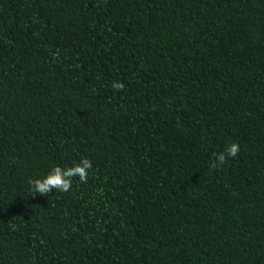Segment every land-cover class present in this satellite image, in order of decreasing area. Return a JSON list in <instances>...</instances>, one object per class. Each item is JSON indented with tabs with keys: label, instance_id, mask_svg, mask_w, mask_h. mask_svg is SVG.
<instances>
[{
	"label": "trees",
	"instance_id": "1",
	"mask_svg": "<svg viewBox=\"0 0 264 264\" xmlns=\"http://www.w3.org/2000/svg\"><path fill=\"white\" fill-rule=\"evenodd\" d=\"M0 264H264V0H0Z\"/></svg>",
	"mask_w": 264,
	"mask_h": 264
},
{
	"label": "clouds",
	"instance_id": "2",
	"mask_svg": "<svg viewBox=\"0 0 264 264\" xmlns=\"http://www.w3.org/2000/svg\"><path fill=\"white\" fill-rule=\"evenodd\" d=\"M112 87L115 90L124 89L125 85L121 82H114ZM240 151L237 143H232L226 150L228 157H235ZM225 153H221L216 157V160L223 164L225 162ZM92 168V162L84 158L79 164L73 167L61 168L54 167L49 174L42 179H35L30 181L32 191L37 195L47 196L53 190L60 192H68L71 189L73 178L79 177L81 183L87 182L89 170Z\"/></svg>",
	"mask_w": 264,
	"mask_h": 264
}]
</instances>
